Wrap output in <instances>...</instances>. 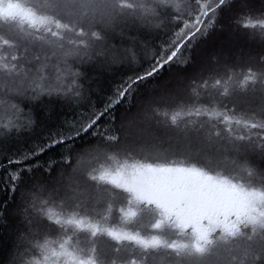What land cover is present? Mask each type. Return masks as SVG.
I'll return each instance as SVG.
<instances>
[{
    "label": "snow or ice",
    "instance_id": "6c2138e0",
    "mask_svg": "<svg viewBox=\"0 0 264 264\" xmlns=\"http://www.w3.org/2000/svg\"><path fill=\"white\" fill-rule=\"evenodd\" d=\"M0 183L9 264H264V0H0Z\"/></svg>",
    "mask_w": 264,
    "mask_h": 264
},
{
    "label": "trees",
    "instance_id": "16d2710c",
    "mask_svg": "<svg viewBox=\"0 0 264 264\" xmlns=\"http://www.w3.org/2000/svg\"><path fill=\"white\" fill-rule=\"evenodd\" d=\"M215 40L217 43H223L226 47L229 46L230 40L231 42H239L236 43L238 46V53H232L233 55L239 56L241 51L243 52H249L258 50L256 45L247 43L244 39L242 34H227V33H221L218 34L215 37ZM120 38L117 36L115 42L119 43ZM189 71H193V69H189ZM174 75V73H168L165 72L163 76V80L161 83H164L168 79L171 78V76ZM133 108H132V115H134L137 111V107L139 105V99L133 100ZM59 111V109H58ZM127 113V105L122 106L117 112L116 117L117 121H119L122 117L125 116ZM54 155V154H53ZM9 194L6 192V190L3 187V184L0 183V208H3L4 205L7 203L6 197ZM19 227V222L16 219L15 215L9 210V212L4 215L0 216V264H9L10 258L14 251V244L16 241V232Z\"/></svg>",
    "mask_w": 264,
    "mask_h": 264
},
{
    "label": "rangeland",
    "instance_id": "374dc122",
    "mask_svg": "<svg viewBox=\"0 0 264 264\" xmlns=\"http://www.w3.org/2000/svg\"><path fill=\"white\" fill-rule=\"evenodd\" d=\"M236 43H238L240 45L239 42L235 41ZM235 42H231L230 40V43H229V46L228 48L230 49L231 53H238V46Z\"/></svg>",
    "mask_w": 264,
    "mask_h": 264
}]
</instances>
